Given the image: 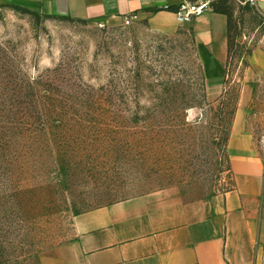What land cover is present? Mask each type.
I'll return each mask as SVG.
<instances>
[{
  "label": "rangeland",
  "instance_id": "374dc122",
  "mask_svg": "<svg viewBox=\"0 0 264 264\" xmlns=\"http://www.w3.org/2000/svg\"><path fill=\"white\" fill-rule=\"evenodd\" d=\"M228 6L225 79L227 64H209L190 26L79 21L0 1V195L21 191L17 202L3 201L0 243L19 258L11 264H50L77 237L78 218L110 204L158 192L188 203L232 191L237 120L264 158V1ZM225 90L226 106L240 94L233 125L219 107ZM57 116L88 126L60 131L70 144L68 176L42 130Z\"/></svg>",
  "mask_w": 264,
  "mask_h": 264
},
{
  "label": "crops",
  "instance_id": "0c3cea01",
  "mask_svg": "<svg viewBox=\"0 0 264 264\" xmlns=\"http://www.w3.org/2000/svg\"><path fill=\"white\" fill-rule=\"evenodd\" d=\"M48 15L124 25L146 20L159 30L181 26L183 5L216 0H0ZM207 61L220 70L229 55L228 18L208 8L190 25ZM234 189L182 202L164 192L80 216L77 237L50 264H264V158L236 122L229 143Z\"/></svg>",
  "mask_w": 264,
  "mask_h": 264
},
{
  "label": "trees",
  "instance_id": "16d2710c",
  "mask_svg": "<svg viewBox=\"0 0 264 264\" xmlns=\"http://www.w3.org/2000/svg\"><path fill=\"white\" fill-rule=\"evenodd\" d=\"M228 3H229V0H219V1H214L211 3V8L213 9V11L215 13L224 15L228 18L229 55H228V61H227V66H226L227 70L225 73V79L228 78V76H229L228 65H229L230 60L232 59V55H233L232 38L230 36V26H231V17H232L231 15L232 14H231V8H230V6H228ZM235 45L236 44L234 43V46ZM226 84H227V80H225L224 86H226ZM226 96H227V92L225 90V92L222 95L221 102H220L221 105L219 107L221 108V112L223 114L227 113V115H229L232 118V125H233L236 113L238 111L240 94L238 93L235 102L233 104H230V106H226V104L224 103ZM151 112H148L147 117L145 119L148 124L150 122V118L153 115ZM42 123H43L42 124V130H47L48 133L51 134V136H53L55 143L60 148V151H59V153H60L59 154V165H60V167L59 168H61L63 173H67L65 175H67V176L69 174L71 175V172L73 171L72 163L70 164L64 156V153L67 154L68 151H70V150H66V147L67 146L70 147V144L68 143V137L61 134L60 131H62L63 129H69L71 127L74 132L82 133L83 131L88 129V126L83 121H75L72 123L65 122L64 120H62V118L60 116L51 118V120H47L46 123L45 122H42ZM98 123L102 124L103 122H98ZM89 124H91V123H89ZM94 124H93V126L97 127V130L99 128H101L100 125H98L97 123L94 122ZM71 128L69 129L70 131H71ZM92 128H94V127H92ZM79 139L81 141V138H78V137L76 138V141H78ZM2 146H3V144H0V147H2ZM6 182L7 181H5L4 183H6ZM3 190H5V191H3L0 195V209H1L0 224L6 223L8 221V212L3 211L4 208L8 207L7 203H5L3 205V201L5 200V198L7 196H12V199L14 200V202H17L18 198L21 197V191L18 188H15L13 186L5 187ZM110 205H112V204H110ZM2 231H4V228H2ZM2 238L6 240L5 236H2ZM17 253H18L17 248L14 247V245L6 246L5 244L0 243V264H11L12 261H14V262L18 261L19 258H17L16 260H13V258H12L13 255L17 254ZM33 257H35V256H32L30 258H33Z\"/></svg>",
  "mask_w": 264,
  "mask_h": 264
},
{
  "label": "built area",
  "instance_id": "2783aa9c",
  "mask_svg": "<svg viewBox=\"0 0 264 264\" xmlns=\"http://www.w3.org/2000/svg\"><path fill=\"white\" fill-rule=\"evenodd\" d=\"M264 0H246V3L254 8L260 7V3ZM211 2L206 1L196 5H183L177 12V20L181 25L188 26L194 22V20L200 16L205 10L210 8ZM125 25H131L130 20L125 21Z\"/></svg>",
  "mask_w": 264,
  "mask_h": 264
}]
</instances>
